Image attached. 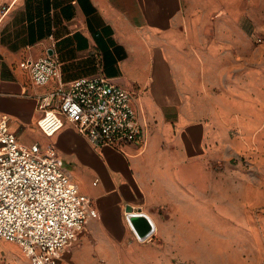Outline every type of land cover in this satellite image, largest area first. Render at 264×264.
<instances>
[{"label": "crops", "instance_id": "1", "mask_svg": "<svg viewBox=\"0 0 264 264\" xmlns=\"http://www.w3.org/2000/svg\"><path fill=\"white\" fill-rule=\"evenodd\" d=\"M241 2L0 0V113L20 142L53 144L99 212L65 264H175L187 234L209 264H264V45ZM47 55L65 83L103 75L136 92L145 143L96 146L69 122L46 136L38 97L57 82L35 85L20 63ZM129 207L153 220L147 239Z\"/></svg>", "mask_w": 264, "mask_h": 264}, {"label": "built area", "instance_id": "2", "mask_svg": "<svg viewBox=\"0 0 264 264\" xmlns=\"http://www.w3.org/2000/svg\"><path fill=\"white\" fill-rule=\"evenodd\" d=\"M37 86L56 80L38 97L37 126L53 136L67 122L96 146L145 143L133 100L136 92L103 75L65 83L53 56L20 63ZM99 212L74 183L53 144L27 145L0 113V240L19 244L32 264H65L66 252Z\"/></svg>", "mask_w": 264, "mask_h": 264}, {"label": "rangeland", "instance_id": "3", "mask_svg": "<svg viewBox=\"0 0 264 264\" xmlns=\"http://www.w3.org/2000/svg\"><path fill=\"white\" fill-rule=\"evenodd\" d=\"M254 5L252 0H242L241 8L244 12V16L246 14L252 13L254 7H256V19L255 25L251 24V30L255 34V40L257 47L264 45V0H257L256 5ZM70 167V166H68ZM187 237L193 238L192 244H178L177 246V257L174 261L175 264H209V260L211 257L210 251L207 249H203L199 244H195V242H199L200 238L195 239L197 236L195 234L183 235ZM75 243V242H74ZM73 243V244H74ZM72 247V246H71ZM70 247V248H71ZM189 255L191 258H189ZM107 263L109 261H106ZM103 263V262H101ZM0 264H32L29 257L26 255L23 248L17 244L12 242H6L0 240ZM113 264V263H109Z\"/></svg>", "mask_w": 264, "mask_h": 264}, {"label": "water", "instance_id": "4", "mask_svg": "<svg viewBox=\"0 0 264 264\" xmlns=\"http://www.w3.org/2000/svg\"><path fill=\"white\" fill-rule=\"evenodd\" d=\"M128 211L129 223L138 239L145 240L150 237L155 230V224L150 216L143 212H134L131 207L128 208Z\"/></svg>", "mask_w": 264, "mask_h": 264}]
</instances>
